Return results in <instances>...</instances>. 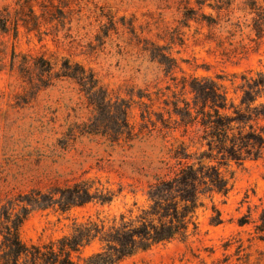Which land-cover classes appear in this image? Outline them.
<instances>
[{"label": "rangeland", "instance_id": "374dc122", "mask_svg": "<svg viewBox=\"0 0 264 264\" xmlns=\"http://www.w3.org/2000/svg\"><path fill=\"white\" fill-rule=\"evenodd\" d=\"M32 4L34 13L27 4L20 8L16 0H0V13L5 7L10 11V27L15 18L27 19H19L15 35L12 29L0 31V245L5 226H11L6 211L11 218L26 213L20 238L39 245L69 234L74 222L92 218L109 225L121 213L127 219L138 216L149 205L147 186L152 180L144 165L160 156L162 122L173 123L167 113L171 105H166L173 99L172 91L166 87L180 93L162 68L140 51L142 44L137 46L128 28L133 22L141 39L168 45L158 33L167 34L164 30L181 18L178 0H32ZM34 14L39 25H34ZM109 18L115 25H109L107 36L98 40ZM196 26L193 22L182 26L183 43L176 40L169 45L179 63L173 75H221L228 94L238 97L239 75L264 69V39L251 43L246 53L228 58L206 37L207 28L197 32ZM247 35L253 36L245 28L244 42H249ZM239 38L237 34L235 39ZM40 57L53 65L50 74L37 67ZM66 59L91 69L108 89L111 103L90 104L74 81L56 78ZM233 74L234 84L229 80ZM179 97L191 101L192 94L187 91ZM120 109H127V122L139 133L137 138L116 143L109 136L87 132L96 125L114 135ZM221 170L232 188L227 196L213 192L201 197L196 230L118 264H212L224 254L231 255L235 264H264V243L251 239L253 225L237 223L249 208L256 218L254 205L264 202V159L230 163ZM79 182L110 200L102 203L96 196L66 212L57 204L42 205L49 202L44 198L57 199L62 189ZM213 206L221 212L219 224L211 223ZM229 239L232 245L224 249ZM240 243L244 250L236 261ZM99 249L95 240L82 256Z\"/></svg>", "mask_w": 264, "mask_h": 264}, {"label": "trees", "instance_id": "16d2710c", "mask_svg": "<svg viewBox=\"0 0 264 264\" xmlns=\"http://www.w3.org/2000/svg\"><path fill=\"white\" fill-rule=\"evenodd\" d=\"M21 8L28 5L34 13L32 0H16ZM178 8L182 11L181 18L172 28H166L165 35L158 37L167 39L168 45L158 44L150 39H141L136 34L134 24L129 23L130 32L137 39L140 51L148 60L156 63L169 77L174 88L173 99L166 105L168 119L158 129L161 138L160 156L149 159L144 169L152 178L148 182L147 197L149 205L142 209L135 218H126L121 213L118 220L114 217L111 224L103 220L88 218L85 222L73 224L72 231L54 241L44 244H27L19 235V227L26 213L16 214L14 218L5 212L11 226H5L0 245V264H118L121 260L152 246L169 242L175 238L185 239L190 230L197 228L196 211L203 206L201 197L217 192L227 196L232 188L230 179L222 172L223 167L230 163L243 164L246 160L264 159V69L242 72L240 82L236 84L238 97H232L223 83L224 77L181 75L176 77L174 71L179 68L177 58L172 56L170 44L176 40L183 43L181 27H190L195 23L196 31L206 27V37L215 41L222 55L236 57L247 52L251 43L258 44L264 39V0H178ZM209 9L210 12H205ZM34 25H39L34 14ZM26 22V18L12 20L7 7L0 13V31L8 33L11 29L17 32L18 21ZM109 25L114 27L112 18L102 24L103 34L97 35L101 40L107 36ZM248 28L253 36L244 42V29ZM239 39H235L236 35ZM40 62V64H38ZM37 67L49 74L53 70L50 61L40 57ZM25 68V65H23ZM56 78H68L74 81L79 91L90 104L111 103L112 97L96 74L84 65L71 63L66 59ZM237 75L230 78L235 83ZM192 94L191 101L181 98L186 92ZM235 91V92H236ZM139 97H143L140 95ZM127 109H120V122L116 123V133L111 135L107 130L96 126L87 130L89 134L109 136L111 142L133 140L139 136L134 132L126 119ZM178 134H175V132ZM152 135L151 130L148 132ZM92 194L83 183H74L61 190L57 199L44 198L47 207L57 204L61 212L74 206H82L93 199ZM102 203L110 200L109 196H98ZM215 216L211 223L222 222L221 212L212 207ZM257 217H251V209L237 220L238 225H253L254 234L251 239L264 243V202L254 205ZM98 240L100 249L88 256H82L83 249ZM239 241V240H237ZM232 245L231 239L223 247ZM242 243L235 250L236 261L241 259ZM246 256H249L246 253ZM212 264H235L231 255L212 261Z\"/></svg>", "mask_w": 264, "mask_h": 264}]
</instances>
